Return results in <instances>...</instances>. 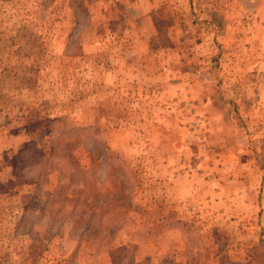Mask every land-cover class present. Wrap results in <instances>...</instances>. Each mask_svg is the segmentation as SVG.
<instances>
[{
  "label": "rangeland",
  "instance_id": "obj_1",
  "mask_svg": "<svg viewBox=\"0 0 264 264\" xmlns=\"http://www.w3.org/2000/svg\"><path fill=\"white\" fill-rule=\"evenodd\" d=\"M0 264H264V0H0Z\"/></svg>",
  "mask_w": 264,
  "mask_h": 264
}]
</instances>
